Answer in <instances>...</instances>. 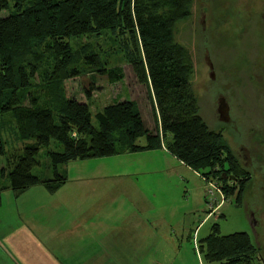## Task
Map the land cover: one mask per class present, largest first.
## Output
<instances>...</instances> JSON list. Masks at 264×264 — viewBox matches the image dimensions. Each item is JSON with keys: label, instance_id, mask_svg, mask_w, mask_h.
Wrapping results in <instances>:
<instances>
[{"label": "trees", "instance_id": "16d2710c", "mask_svg": "<svg viewBox=\"0 0 264 264\" xmlns=\"http://www.w3.org/2000/svg\"><path fill=\"white\" fill-rule=\"evenodd\" d=\"M10 1L15 3V12L8 11L7 16L0 17V114L11 112L20 133L36 143L24 147L8 174L0 169L1 179L9 180V189L21 191L42 184L54 190L65 181L58 166L113 156L125 149L141 150L142 147L135 145L141 137L147 138L149 148L160 145L159 132L147 128L134 101H117L97 112L94 128L85 103L66 101L55 124L50 110L38 108L37 100L30 94L25 97L20 94L28 83L23 69L17 66V57L25 45L45 39L53 41L59 59L54 86L59 87L63 81L78 75L76 66L80 62L79 55L61 42L63 39L95 32L115 33L125 25L135 28L141 40L142 55L134 63V75L153 95L161 134L171 137L168 150L185 165L201 172L206 180L215 178L223 183L226 195L234 194V188L224 182L227 174L237 172V167L226 150L222 133L210 130L200 116L190 84L189 56L174 41V27L190 17L194 0H0V13L7 11ZM25 3L28 5L22 9ZM83 59L93 67L101 63L92 55ZM108 77L113 83L120 82L124 73L109 72ZM86 96L90 97L89 91ZM24 98L30 107L22 105ZM70 125L80 128L87 137L79 140L68 137ZM51 140L62 151L48 154L54 177L41 181L32 170L37 165L39 148L48 147ZM3 155L0 133V157ZM217 167L221 170L214 176L212 171ZM223 173L227 176L221 178ZM197 251L204 261L211 263L263 264L260 250L249 234L220 235L217 223L212 225L208 236L197 242Z\"/></svg>", "mask_w": 264, "mask_h": 264}, {"label": "crops", "instance_id": "0c3cea01", "mask_svg": "<svg viewBox=\"0 0 264 264\" xmlns=\"http://www.w3.org/2000/svg\"><path fill=\"white\" fill-rule=\"evenodd\" d=\"M150 95L155 123L148 129L159 132L160 145L149 148L141 137L135 141L141 150L64 164L58 170L65 181L54 190L39 184L16 191L8 216L0 217V264L196 260L193 235L198 238L212 217L205 206L206 179L168 150L171 137L161 134Z\"/></svg>", "mask_w": 264, "mask_h": 264}, {"label": "rangeland", "instance_id": "374dc122", "mask_svg": "<svg viewBox=\"0 0 264 264\" xmlns=\"http://www.w3.org/2000/svg\"><path fill=\"white\" fill-rule=\"evenodd\" d=\"M210 2V0H194L191 5L190 17L176 23L173 36L175 43L186 50L189 56V62L192 66L190 84L197 97L200 116L210 130L221 132L224 134L223 137H226V130L229 129V126L219 123L214 116L215 103L212 92L213 90L223 91L225 87L238 86L242 83H238L237 76L226 78L223 74V60L228 58L229 54L219 39L221 36L218 31L216 35L212 28ZM27 5L28 3L23 4L22 9H25ZM14 6L15 3L10 1L7 11H2L0 17L7 16L8 11L14 13ZM250 34L247 32L244 36L252 37ZM61 42L66 44L73 54L79 55L80 62L76 66L78 75L63 81L59 87H55L54 73L58 67L59 59L52 45L53 41L45 39L27 44L22 47L17 57V66L22 68L28 77L27 86L20 91L22 96L25 97V95L30 94L37 100L38 108L50 110L53 113L55 124L66 101L75 100L85 103L91 113L94 128L97 127L94 119L97 112L103 111L104 108L117 101H134L147 128L153 129L155 117L150 91L147 86L139 83L134 75V63L139 61L142 55L141 40L135 28H127L125 25H121L115 33L95 32L79 38L63 39ZM88 55L99 58L100 66L93 67L86 64L83 58ZM206 55L215 64V81L208 77ZM109 72H123L124 79L113 83L108 77ZM248 85L250 86V84ZM86 91L90 92V97L86 96ZM22 105L30 107L29 101L25 98ZM0 133L4 146V155L0 157V169L8 174L23 154L24 147L36 142L35 139L27 138L20 133L16 119L11 112L0 114ZM68 137L79 140L85 139L87 135L80 128L70 125ZM61 151L62 148L54 140H51L48 147H40L37 165L33 168L32 174L41 181L52 179L54 176L48 154ZM62 167L63 165L58 166V169H62ZM220 170L219 167L215 168L212 171L214 176ZM212 180L216 179L212 178ZM0 182V217H7L17 194H15L16 191L8 188L9 180L7 177L1 179ZM224 183L231 186L230 182ZM218 185H221L222 188L224 186L223 183ZM227 196L230 198L228 202L214 215H211L212 217L206 222L196 241L206 237L210 233L212 225L217 223L220 235L245 232L249 234L253 244L258 247V238L249 224L247 212L242 206L238 207L235 204L233 195L232 197ZM19 199H22V196H19ZM202 216L204 217L205 214ZM191 248L196 260L188 264H217L206 262L201 258L195 249L193 238ZM165 258L169 261L171 255L166 254Z\"/></svg>", "mask_w": 264, "mask_h": 264}, {"label": "flooded vegetation", "instance_id": "af4514ba", "mask_svg": "<svg viewBox=\"0 0 264 264\" xmlns=\"http://www.w3.org/2000/svg\"><path fill=\"white\" fill-rule=\"evenodd\" d=\"M210 1L212 28L229 54L223 60V74L237 76L242 83L212 92L214 116L229 126L225 147L237 167L236 173H223L221 178L228 177L235 204L247 212L264 264V0ZM247 32L252 37H245ZM205 62L209 79L215 81V64L207 55ZM219 103L226 108L222 116Z\"/></svg>", "mask_w": 264, "mask_h": 264}, {"label": "built area", "instance_id": "2783aa9c", "mask_svg": "<svg viewBox=\"0 0 264 264\" xmlns=\"http://www.w3.org/2000/svg\"><path fill=\"white\" fill-rule=\"evenodd\" d=\"M217 180H206L205 206L209 216L214 215L226 201V194ZM195 249H197L196 233L193 235Z\"/></svg>", "mask_w": 264, "mask_h": 264}, {"label": "water", "instance_id": "95a60500", "mask_svg": "<svg viewBox=\"0 0 264 264\" xmlns=\"http://www.w3.org/2000/svg\"><path fill=\"white\" fill-rule=\"evenodd\" d=\"M218 112L221 116H222V114H224L226 112V108L221 103H219ZM222 118H221V120L227 121L226 119H222Z\"/></svg>", "mask_w": 264, "mask_h": 264}]
</instances>
